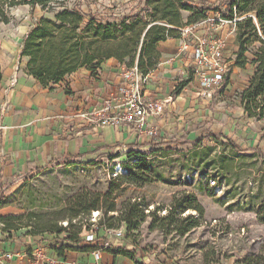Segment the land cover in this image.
Here are the masks:
<instances>
[{"label":"rangeland","instance_id":"obj_1","mask_svg":"<svg viewBox=\"0 0 264 264\" xmlns=\"http://www.w3.org/2000/svg\"><path fill=\"white\" fill-rule=\"evenodd\" d=\"M194 2L200 8L219 5V0ZM66 6L84 14V25L77 31L54 26V32L60 37L67 35L72 41L78 40L75 36H81L85 43L90 41L86 25L92 18L104 23L115 22L125 16L138 15L142 9L138 0H68ZM53 15L27 6L10 10V23L0 24V42L7 39L25 41L41 17L52 19ZM190 16L183 12L184 22ZM209 17L215 19L217 15L210 12ZM201 23L198 35L221 37L227 46L233 45L230 24L214 32L206 30L209 26L204 21ZM43 49L53 59H69L72 53L71 48L59 42ZM231 55L230 49H226V58ZM188 77L191 81L192 75ZM237 93L223 105L231 112V118H238ZM216 99L214 97L213 102ZM161 140L158 138L155 142L163 145L166 151L153 155L150 148L146 158L138 159L143 161L140 162L143 170L149 169L144 171L149 177L147 183L133 185L120 179L127 172L125 154L116 160L107 157L85 165H56L11 189L0 204V218L12 219L13 234L44 235L53 240L50 234L65 227L72 228L67 221L75 214L79 200L88 199L86 206H89L99 198L100 219L104 218L108 227L130 222L131 228L127 237L123 236L120 247L128 251L124 255L136 264H264L259 260H264V160L260 155H235L229 147L213 140L192 146ZM248 140V137L240 138V144L249 147ZM261 147L264 152V143ZM177 200L184 204L195 200L203 207V215L199 217L194 210L184 213L179 210L170 221H161L160 218L169 216ZM113 204L115 212L110 213L107 209ZM188 217H199V226L187 231L189 223L185 220ZM88 218L87 215L78 217L72 229L89 230L91 220L89 222ZM0 226L5 230L4 222H0Z\"/></svg>","mask_w":264,"mask_h":264},{"label":"crops","instance_id":"obj_2","mask_svg":"<svg viewBox=\"0 0 264 264\" xmlns=\"http://www.w3.org/2000/svg\"><path fill=\"white\" fill-rule=\"evenodd\" d=\"M230 25L234 39L226 49L233 59L237 47L235 29ZM23 42H0V195L4 197L56 165L99 162L141 145H145L142 150H149L147 145L156 144L158 138L164 143L197 141L209 131L222 142L233 140L247 154L262 150L264 124L246 118L238 94L248 85L251 68L241 70L232 67L230 61L228 83L219 92L207 93L193 76L188 81L193 59L190 51L180 52L183 40L160 43V63L150 74L146 94L151 99L166 100V108L163 115L148 119L147 127L158 131L153 137L139 135L128 125L100 127L81 116L101 108L105 100L117 94L125 67L117 60L106 61L95 72L84 68L58 84L43 86L29 74L27 58L21 57ZM182 83L185 86L177 92ZM236 92L239 119L231 118V112L223 108ZM246 137L249 147L240 144V138ZM100 237L91 243L84 237L79 242L48 240L42 235L13 234L0 226V264H30L37 248L56 264H136L118 252L122 239L105 231ZM96 252L100 253L98 261Z\"/></svg>","mask_w":264,"mask_h":264},{"label":"trees","instance_id":"obj_3","mask_svg":"<svg viewBox=\"0 0 264 264\" xmlns=\"http://www.w3.org/2000/svg\"><path fill=\"white\" fill-rule=\"evenodd\" d=\"M85 1V0H84ZM98 1V0H93ZM68 0H0V24L8 25L10 23L9 12L12 9L27 6L32 10L41 8L47 14H54L52 19L41 17L36 25L28 34L23 42L21 57L28 59V71L40 84L47 86L50 82L58 84L67 75L77 72L79 69L87 68L95 72L102 65L115 59L121 65L131 68L137 66L144 75H150L157 67L160 61L159 44L170 39H181V29L186 26L195 25L210 19L209 13L215 12L217 17L223 21L230 22L235 29V45L237 50L233 53L234 58L232 67L241 70L252 69V76L248 85L239 93L241 106L244 114L249 121L262 122L264 124V0H219L217 7H199V5L190 0H138V6L142 7L140 14L125 16L122 19L111 21H96L91 19L86 25L87 37L89 43L81 41V36H75V41L67 35L59 36L54 32V26L60 29L65 28L69 31H77L84 25V14L80 10L69 9ZM148 12L149 15H143ZM183 12L191 14L189 20L184 22ZM147 19L146 21H143ZM117 20L120 23H117ZM218 23V22H216ZM65 38L67 40H59ZM59 42L61 46L71 48L69 59L52 58L45 53L44 47ZM52 55V54H51ZM2 73L0 68V83ZM228 83V79L225 84ZM185 86L182 83L177 92ZM262 140H264V128L262 129ZM220 136L211 132L203 133L197 141L177 140L176 145L192 146L203 144L207 140L216 141L217 144L227 146L235 155L247 154L233 140L227 139L222 142ZM149 150L153 155L166 151L163 145L152 144ZM145 145L137 146L124 153L128 157L125 164L126 174L121 175V180L128 184L139 185L147 183L149 177L144 171H149L148 167L143 170V162L140 157L147 156L148 150H142ZM260 157L264 160V153L257 150ZM123 154V155H124ZM121 157L117 154L110 157V160H116ZM146 158V157H145ZM96 163L94 161L89 162ZM213 180H211L212 182ZM214 183V182H213ZM5 200L0 195V204ZM88 199H81L76 205L75 214L68 218V224H72L80 216H92L93 212H100L99 198L93 200L89 206H86ZM85 206V207H84ZM173 208L168 213L169 216L160 218L161 221H170L171 217L179 210L184 213L188 210L198 212L199 217L203 215V207L195 200L193 203H182L177 200ZM108 212H115V204L107 209ZM199 217H188L189 223L187 229L191 230L199 226ZM89 219V218H88ZM138 219V218H135ZM12 219H1L4 222V229L11 231L10 221ZM19 220V219H15ZM105 219H100L97 239L101 238L100 233L107 229H119L123 227V233H127L131 228L129 221L123 222V225H114L108 227ZM70 226V227H71ZM65 227L53 234V240L79 242L82 239L84 229L74 230ZM44 236V235H43ZM91 250H96L91 249ZM119 253L124 254L128 251L119 249ZM264 263L263 259H259Z\"/></svg>","mask_w":264,"mask_h":264},{"label":"built area","instance_id":"obj_4","mask_svg":"<svg viewBox=\"0 0 264 264\" xmlns=\"http://www.w3.org/2000/svg\"><path fill=\"white\" fill-rule=\"evenodd\" d=\"M204 23L209 26L206 30L211 29L214 32L221 26L231 24L220 18L208 19ZM201 24L181 29L183 44L180 52H191L192 76L199 82L202 90L207 93L219 92L230 75V59L225 56L227 42L221 37L207 38L204 35H198ZM121 77L122 84L118 88L117 94H113L105 100L101 108L82 113L81 116L100 127L128 125L133 127L139 135L158 136V131L155 128L147 127L148 119L165 113L166 100H155L147 96L146 87L149 84L150 75H144L137 66L124 67ZM99 221L100 212H93L89 217V230L83 231L81 235L87 242L91 243L96 240ZM105 234L122 239L124 236L123 227L107 229ZM34 253L30 264H56V260L48 258L43 249L37 248ZM7 258L11 259V255H7ZM95 258L97 261L100 260L99 252L95 253Z\"/></svg>","mask_w":264,"mask_h":264},{"label":"bare ground","instance_id":"obj_5","mask_svg":"<svg viewBox=\"0 0 264 264\" xmlns=\"http://www.w3.org/2000/svg\"><path fill=\"white\" fill-rule=\"evenodd\" d=\"M119 174L121 173V167H119V172H118Z\"/></svg>","mask_w":264,"mask_h":264}]
</instances>
